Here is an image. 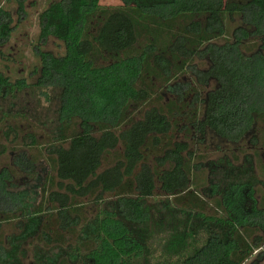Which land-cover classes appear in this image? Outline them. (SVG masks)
I'll list each match as a JSON object with an SVG mask.
<instances>
[{"label": "trees", "instance_id": "obj_1", "mask_svg": "<svg viewBox=\"0 0 264 264\" xmlns=\"http://www.w3.org/2000/svg\"><path fill=\"white\" fill-rule=\"evenodd\" d=\"M99 1L59 0L39 16L41 38L63 41L67 53H41L38 84L63 88L57 135L47 143L34 134L23 140L29 150L43 149L51 170L35 211L49 214L34 241L45 248L78 245L91 264H140L143 244L134 229L149 221L148 200L159 189L183 211L221 228L184 264H246L264 244V189L250 190V197H261L249 210L238 191L231 202L216 198L215 211L207 212L212 204L200 193V166L174 133L210 131L228 142L261 145L255 164L264 176V0H121L118 7ZM17 2L24 11L25 0ZM3 3L0 48L15 25ZM197 59L208 62L198 83L212 87L194 98L188 124L178 127L182 110L174 101L132 117L134 106L157 93L154 81L169 83ZM13 89L0 71V94ZM10 129L17 140L19 130ZM34 156L21 152L19 166L31 172ZM13 176L0 172V264H8L4 222L14 219L10 212L21 199L7 188ZM106 196L115 198L113 210L102 208ZM93 207L98 212L91 218Z\"/></svg>", "mask_w": 264, "mask_h": 264}, {"label": "rangeland", "instance_id": "obj_2", "mask_svg": "<svg viewBox=\"0 0 264 264\" xmlns=\"http://www.w3.org/2000/svg\"><path fill=\"white\" fill-rule=\"evenodd\" d=\"M57 1L25 0L22 12L18 9L17 0H4L3 3V7L13 14L15 25L9 40L0 48V71L14 85V89L7 94H0V153L6 150L0 154V172L6 169L14 174L7 188L21 194L19 206L10 212L14 219L4 222L7 244L5 262L8 264H57L63 258L72 264L82 261L91 264L93 261L78 245L45 248L34 241L49 214L48 210L35 211L45 200L43 187L51 170L43 149L38 147L29 150L23 146V140L30 141L29 134H34L40 142L47 143L57 135L61 126L63 88L38 84L42 69L41 53L57 57H64L67 53L63 41L52 36L44 40L40 34V14ZM99 3L104 7L123 4L121 0H100ZM207 68V60L197 59L191 63V67L171 77L169 83L154 81L157 93L142 107L134 106L131 109L132 117L141 118L143 111L156 103L160 105V102L166 104L174 101L178 107L175 109L182 110V116H178V127L185 126L189 122V110L194 98L205 97L212 87L203 88L198 83V73ZM182 90L184 99L179 100ZM158 96H161L160 101L156 100ZM11 127L19 130L17 140L10 131ZM174 134L175 139L187 143L193 161L200 166L196 178L199 187H203L200 193L209 204L216 198L231 202L238 191L244 196L243 205L247 210L260 201V192L254 193L253 197H250L249 192L251 189H264V176H260L255 164V151L260 149L262 152L261 145L252 146L248 140L241 144L228 142L210 131L205 137L196 131L189 133L186 129L176 130ZM21 152L28 157L36 156L37 162L31 172L19 166ZM151 164L155 165L153 158ZM172 200L159 189L148 200L150 219L144 225H136L134 229L135 236L143 244L142 255L137 260L140 264H184L185 259L203 246L212 233L221 234L220 227L208 223L195 212L183 211ZM114 202V197L106 196L102 204L104 211L113 210ZM210 206L207 212L213 213L215 205ZM88 211L91 218L98 212L96 207ZM246 264H264V244Z\"/></svg>", "mask_w": 264, "mask_h": 264}]
</instances>
